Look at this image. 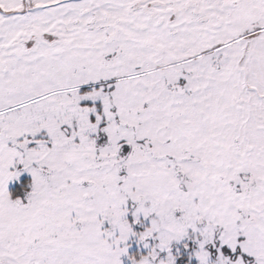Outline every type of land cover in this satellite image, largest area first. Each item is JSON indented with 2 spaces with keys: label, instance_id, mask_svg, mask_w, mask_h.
Returning <instances> with one entry per match:
<instances>
[{
  "label": "snow or ice",
  "instance_id": "obj_1",
  "mask_svg": "<svg viewBox=\"0 0 264 264\" xmlns=\"http://www.w3.org/2000/svg\"><path fill=\"white\" fill-rule=\"evenodd\" d=\"M0 264H264V0H0Z\"/></svg>",
  "mask_w": 264,
  "mask_h": 264
}]
</instances>
